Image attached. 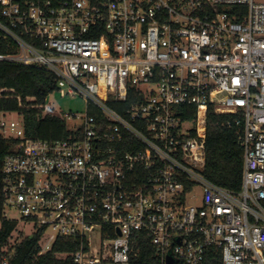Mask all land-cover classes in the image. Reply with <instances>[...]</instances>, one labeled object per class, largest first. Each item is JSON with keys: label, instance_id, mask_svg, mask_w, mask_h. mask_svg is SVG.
Wrapping results in <instances>:
<instances>
[{"label": "built area", "instance_id": "2783aa9c", "mask_svg": "<svg viewBox=\"0 0 264 264\" xmlns=\"http://www.w3.org/2000/svg\"><path fill=\"white\" fill-rule=\"evenodd\" d=\"M0 35V61L86 104L58 114L65 140L0 121L4 207L43 229L40 254L62 239L73 264H132L143 235L158 264H264V0H0ZM211 111L243 128L238 190L205 177Z\"/></svg>", "mask_w": 264, "mask_h": 264}, {"label": "trees", "instance_id": "16d2710c", "mask_svg": "<svg viewBox=\"0 0 264 264\" xmlns=\"http://www.w3.org/2000/svg\"><path fill=\"white\" fill-rule=\"evenodd\" d=\"M16 49L10 40L0 35V55L14 54ZM57 92L55 76L44 68L24 66L15 62L0 61V115L15 113L22 117L25 134L29 138L44 141L65 140L71 132L68 122L47 109V99ZM134 92L122 104H109L125 114L126 108L136 102ZM187 109L186 118L194 117V107ZM91 114L95 111L91 110ZM242 126L230 115H208L207 167L205 177L212 183L228 189H240L243 172V150L240 146ZM128 138L123 151L135 150ZM14 142L0 137V264H73L72 254L78 249L76 243L58 239L52 248L41 253L40 240L43 229L32 237L11 243L18 223L5 216L3 195V164L13 153ZM140 147L137 146L136 149ZM132 264H158V258L150 239L141 236L132 257ZM202 264H221L217 256L208 255Z\"/></svg>", "mask_w": 264, "mask_h": 264}, {"label": "rangeland", "instance_id": "374dc122", "mask_svg": "<svg viewBox=\"0 0 264 264\" xmlns=\"http://www.w3.org/2000/svg\"><path fill=\"white\" fill-rule=\"evenodd\" d=\"M48 110L53 111L57 114H65L69 112L84 114L86 110L85 101L78 97H62L60 93L55 92L54 94L50 95L47 99ZM19 121L22 120V117L15 113H10L5 116H0V121ZM1 135V133H0ZM197 194H201V190H197ZM5 216L8 220L16 221L18 223L17 229L13 234L11 243L21 241L26 237H32L35 234V228L33 224L24 222L18 212L6 209ZM50 235V232L47 233V236Z\"/></svg>", "mask_w": 264, "mask_h": 264}]
</instances>
